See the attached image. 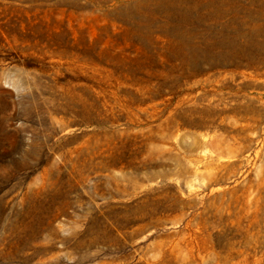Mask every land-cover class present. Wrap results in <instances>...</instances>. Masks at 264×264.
<instances>
[{
    "label": "rangeland",
    "instance_id": "rangeland-1",
    "mask_svg": "<svg viewBox=\"0 0 264 264\" xmlns=\"http://www.w3.org/2000/svg\"><path fill=\"white\" fill-rule=\"evenodd\" d=\"M0 264H264V0H0Z\"/></svg>",
    "mask_w": 264,
    "mask_h": 264
}]
</instances>
